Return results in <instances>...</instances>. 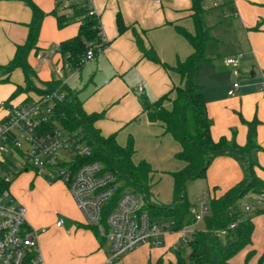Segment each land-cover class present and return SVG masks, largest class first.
Masks as SVG:
<instances>
[{
    "label": "crops",
    "instance_id": "crops-1",
    "mask_svg": "<svg viewBox=\"0 0 264 264\" xmlns=\"http://www.w3.org/2000/svg\"><path fill=\"white\" fill-rule=\"evenodd\" d=\"M35 1L44 8L41 1ZM93 2L107 43L91 60L95 61L93 64L86 63L78 69V73L73 70L69 76L66 70L61 72H64L65 77H69L68 83L79 74V80L76 81L78 86L70 87L83 100V107L88 113L102 112V116L95 124L104 135L115 133L117 141L121 145H126L130 137H133L136 143L135 134L141 131L167 151L171 148L179 151L181 144L166 131L164 122L151 120L144 111L140 93L150 101L169 93L163 106L171 109L173 99L176 97V87L183 85L182 76L178 71L169 70L144 56L137 45L133 30L136 29L142 35L146 47L153 48L167 64L176 65L186 60L193 53L194 46L179 28L192 34L196 32L192 0H93ZM204 7L205 22L210 27L208 55L211 60L199 63L194 80L202 87L212 135L215 140L225 137L230 143L243 146L248 139V122L257 120L258 147L254 149L252 156L261 164L262 168H258V174L264 180V0H205ZM215 11H222L223 15L219 14L221 12L214 14ZM119 13L128 27L123 33H119L118 30ZM47 16L48 14L42 27ZM31 19L32 10L24 0H0V65L7 64L14 57L17 45L25 42L28 34L27 24ZM55 21L57 23L56 17ZM70 24H74L75 27L70 32H65L63 38H70L78 32L80 20L72 19L64 27ZM234 28L241 29L242 35L234 40V35L230 36L232 42L229 41V45L233 48L228 51L219 47L218 44L227 43L230 35L228 32ZM38 45L36 51L43 48L40 42ZM221 53L224 56L223 63L237 70L240 86L234 94H229V90L236 80V73L229 68L223 70L221 67L220 70L213 64L215 57ZM234 54L241 55L237 58L236 65L227 62V58ZM53 60L56 67L64 63L60 52ZM205 64L210 66L202 68ZM244 70L251 72V76L242 75L246 74ZM201 72L206 73L202 79ZM5 76L0 73V101L10 99L17 86L24 84V73L23 81L19 82L13 80L12 75L10 80L2 81ZM54 76L62 78L56 73L51 75L50 79ZM140 84L144 85L143 91L138 89ZM30 95L37 96L34 92ZM26 96L25 93H21L11 100L19 103ZM239 155L226 153L212 160L206 175L210 185L216 186L215 191L213 187L212 194H219L244 178L245 171L241 166V161L244 160H241ZM182 161L184 167L185 161ZM183 167L181 165L180 169ZM154 176L155 174L153 176L151 174L152 180ZM218 188L221 191H218ZM84 224L78 221L77 227ZM57 226L61 227L63 224ZM43 232L40 233V237ZM39 239L42 249L41 238ZM176 242L171 241L169 246L175 245ZM163 248L157 247L153 250L149 246L147 248L149 259L156 260L162 256ZM134 251L130 253L133 254ZM103 258L102 264H107V255Z\"/></svg>",
    "mask_w": 264,
    "mask_h": 264
},
{
    "label": "trees",
    "instance_id": "trees-1",
    "mask_svg": "<svg viewBox=\"0 0 264 264\" xmlns=\"http://www.w3.org/2000/svg\"><path fill=\"white\" fill-rule=\"evenodd\" d=\"M24 1L32 10V19L27 24L26 40L17 45L14 57L7 64L0 65V73L6 75L2 81L10 80V75L16 68H21L24 73V84L17 86L10 99L25 93L27 96L22 102H26L34 98L30 95L31 91L39 96L58 89L64 90L66 98L55 103L53 114L44 127L48 130L60 127L75 133L90 146L91 154L81 157L80 161H99L106 171L115 175L117 189L113 197L114 201L125 190L145 193L149 200L145 208L149 213L158 219L169 218L172 229L178 232L184 226L188 214H191L193 206L186 193V182L189 179L205 177L216 156L226 153H238L243 156L244 178L219 194H210L211 214H206L203 218L207 220V228L194 230L187 243L179 242L176 246V261L165 262L163 256L156 260H148V264H235L231 260L232 257L252 243L255 228L253 217L255 214L264 213V209L254 214L245 212L240 208L239 201L251 193L264 194V180L258 174V168L262 166L252 156L254 149L258 147L257 120L248 122V139L243 146L230 143L225 137L215 140L212 135L202 87L194 80L199 63L211 60L208 55L210 27L207 26L204 17L205 0H192L195 34L179 28L194 46V51L186 60L176 65L162 61L153 48L146 47L142 35L136 29L133 30L137 45L144 56L169 70L178 71L183 79V85L176 87V97L173 99L171 109L163 106L169 93L153 101L145 95L141 97L143 109L148 113L149 118L153 121H163L166 131L181 144L177 156L185 161V165L182 169L173 172L174 200L170 204H161L151 199L153 169L146 161L134 162V144L131 139L126 145H121L115 133L104 135L95 124L102 116V112L88 113L83 107V100L76 91L72 90L68 81L63 82L56 76L49 80L39 78L37 71L29 63V54L39 48L42 24L48 13L34 0ZM71 7L74 8L72 14L61 12L57 6L52 13L60 28L72 19L80 20L78 32L59 43V52L64 63L68 62L74 68L80 69L86 63L84 56L89 42L100 38L101 25L99 19L89 14L87 6L81 2L73 3ZM117 24L119 33H123L128 28L120 13L117 15ZM34 79H38L42 87H35ZM10 182L11 180L7 182L4 176L0 175V191L9 189ZM215 190L216 186H214ZM232 223H236L235 227H230ZM95 229L97 231L98 228L95 226ZM185 244L190 250L187 255L183 254L184 249L187 248Z\"/></svg>",
    "mask_w": 264,
    "mask_h": 264
},
{
    "label": "built area",
    "instance_id": "built-area-1",
    "mask_svg": "<svg viewBox=\"0 0 264 264\" xmlns=\"http://www.w3.org/2000/svg\"><path fill=\"white\" fill-rule=\"evenodd\" d=\"M69 8H74L70 0H57ZM88 12L99 19L93 0H81ZM99 40L91 41L85 52L84 61H91L107 43V38L100 28ZM57 50L51 48L49 53ZM229 64L236 65L237 57H228ZM75 68L68 62L56 67L57 72L66 70L72 72ZM67 82L69 77L61 78ZM238 74L229 94H234L239 87ZM139 91L144 85L140 84ZM66 98L64 90H54L34 97L26 102L15 103L11 99L0 101V165L7 162V154L19 152L38 171L48 174L50 181L61 177L68 185L79 209L84 213L90 224H94L109 238L110 246L107 252V264H114L127 251L148 245L162 247L165 245V235L172 223H167L153 217L145 208L148 198L145 193L125 190L117 200H113L117 183L115 175L104 169L99 161L81 162L80 158L91 154L90 146L75 133L60 127L45 129V124L53 114V107L57 101ZM70 152L73 156L67 161L63 154ZM60 158L62 162H60ZM63 167L64 170L60 168ZM14 173L4 176L10 181ZM210 194L204 196L201 208L192 206L191 214L195 220H201L208 214L209 207L206 200ZM264 201L261 194L257 203ZM256 204H248L252 209ZM27 209L16 203L10 196L9 189L0 191V264H46L41 245L40 233L45 228L37 229L26 219ZM63 220H57L56 225H62ZM236 223L230 224L235 227ZM178 231L179 242L187 243L186 231Z\"/></svg>",
    "mask_w": 264,
    "mask_h": 264
},
{
    "label": "rangeland",
    "instance_id": "rangeland-1",
    "mask_svg": "<svg viewBox=\"0 0 264 264\" xmlns=\"http://www.w3.org/2000/svg\"><path fill=\"white\" fill-rule=\"evenodd\" d=\"M39 1L42 2V6H44V8H42L48 13L47 20L42 27L39 38V42L43 48L39 51H31L29 63L39 73L40 78L43 80L50 79L51 75L56 73L64 78V72L56 71V64L53 59L59 52V42L64 37L63 34L65 32H70L75 25L70 24L64 28H60L57 25L52 10L57 6L61 12L70 13L69 8L66 7L64 3H59L57 0ZM80 1L81 0H71L69 4ZM218 12H221L219 14L223 15L222 11H215L214 14H218ZM230 30L231 31L228 32L230 35L227 39V43L224 42L223 45L218 44L219 47H223L224 50L228 51L233 48L232 45H229V41L232 42L230 36L234 35V40L242 35V31L240 32L241 29L239 28ZM51 48H55L57 52L55 54L49 53L46 55ZM232 56L240 58L241 55L234 54ZM223 61L224 56L221 53L215 57L213 64H216L220 70L222 68L223 70L229 68L230 70L233 69L234 74L237 72L236 68L226 66ZM93 62L95 61H87L86 63L93 64ZM209 64L202 65V68L204 66L209 67ZM78 71V69H74L73 72L78 73ZM203 72L200 73V78L205 77L206 73ZM70 73L71 72H68L67 75L69 76ZM245 73L246 74L242 75L251 76V72L245 71ZM11 75L12 79L15 81H23V71L21 68H16ZM78 75L70 81L71 83L69 82L70 86H78L76 83L77 79L79 80ZM34 84L35 87H42V83L38 79H34ZM142 96H144V94L140 93V97ZM135 135L137 138L136 143L133 137L129 138L134 144L133 160L135 163L146 161L153 169L152 176L155 174L151 183V199L161 204L172 203L174 200L173 172L178 171L181 165L183 167V161L177 156L178 150H172L173 148H171V150L167 151L162 145H158L148 138L144 132L139 131ZM62 156L65 157L67 161L73 159L70 152ZM239 157L243 160L242 155H239ZM60 162H62L61 158ZM241 162V166L244 167L243 161ZM60 169L64 170L63 167ZM12 172L14 175L8 186L11 198H13L16 203L26 207V219L32 227L37 229L46 228V231L43 232L40 237L46 264H102V260L104 259L103 256L105 255L106 258L109 250L110 240L107 237H103L99 229L96 231L93 224L89 226L86 225L89 222L84 213L79 209L65 180L61 177H57L53 181H50V177L46 172L38 171L36 167L27 164V161L19 152L7 154V162L0 165V175L6 176ZM213 187L214 186L210 185L207 176L189 179L186 182V193L190 203L193 204V206L201 208L204 196L211 193ZM218 191L221 190L218 188ZM260 195L261 194H252L245 196L239 201L240 208L251 214L264 209V201L260 204L257 203ZM206 202L209 207L208 214L210 215V198H208ZM248 204L256 205L252 209H247L246 206ZM57 220H63V226L58 227L56 225ZM160 220L171 223L169 218L164 217L160 218ZM78 221H82L85 224L77 227ZM253 221L255 228L252 235V243L242 248L232 257L231 260L235 264H264V213L255 214ZM206 228V219L195 220L193 215L189 213L182 230L186 231V236L189 239L194 230H205ZM97 232L99 235H97ZM174 240H178V232L169 228L168 233L165 235L166 247H161L163 248L161 250L163 251L162 256L165 262L176 261V244L169 246L171 241ZM148 247L147 245H142L135 248L134 255L130 253L131 251H127L122 254L121 258L116 260L114 264H148ZM185 247L187 248L184 249L183 254L187 255L190 250L188 245L185 244ZM97 248H100V250L98 251ZM150 248L153 250L156 249V247Z\"/></svg>",
    "mask_w": 264,
    "mask_h": 264
}]
</instances>
